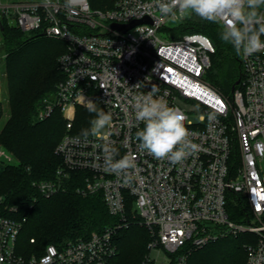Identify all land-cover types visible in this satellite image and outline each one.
<instances>
[{
	"label": "built area",
	"instance_id": "obj_1",
	"mask_svg": "<svg viewBox=\"0 0 264 264\" xmlns=\"http://www.w3.org/2000/svg\"><path fill=\"white\" fill-rule=\"evenodd\" d=\"M191 17L172 20L158 11L155 0H0V27L6 23L66 44L59 57L64 78L42 99L37 114L42 121L59 109L66 120L67 132L56 148L62 165L56 178L34 186L48 198L68 190L71 172L82 173L77 191L101 194L110 214L120 218L87 238L50 243L41 253L25 255L18 241L26 218L0 213V264H109L117 251L114 237L133 222L130 215L139 217L151 235L141 264H159L163 252L169 258L163 264H187L193 249L245 232L253 235L245 264H264V50L241 55V81L227 96L206 77L216 50L212 38L201 31L176 32ZM136 21L141 22L122 30ZM174 21L176 26H169ZM164 29L170 41L159 36ZM153 86L184 114L190 139L199 146L179 164L138 148L135 133L143 123L135 120L131 98ZM89 101L112 115L107 142L120 156L135 159L130 185L103 170L102 137L85 140L73 132L77 107ZM190 106L200 111L197 121ZM210 113L214 120L208 119ZM232 201L247 211L245 221L230 217Z\"/></svg>",
	"mask_w": 264,
	"mask_h": 264
},
{
	"label": "trees",
	"instance_id": "obj_2",
	"mask_svg": "<svg viewBox=\"0 0 264 264\" xmlns=\"http://www.w3.org/2000/svg\"><path fill=\"white\" fill-rule=\"evenodd\" d=\"M221 27L219 23L195 16L183 21L176 32L201 31L212 38L216 50L211 55L206 77L219 91L228 94L233 92L235 82L242 76V63L241 55L236 54L233 46L220 39ZM0 33L7 54L10 109L0 130V146L18 160L0 164V213L16 219L26 218L19 236V252L25 255L34 251L41 253L50 243L60 245L87 238L92 232L116 225L120 218L110 214L101 194L83 195L77 191L83 185L82 173L71 172L66 180L68 190L48 198L42 197L34 186L36 181L56 178L62 165L56 148L67 132L66 120L59 109L42 121L37 114L42 99L52 94L64 78L59 57L66 50V44L6 23L1 25ZM97 107L103 109L99 104ZM2 116L1 110L0 119ZM94 117L95 113H90L87 107L78 106L73 132L80 134L81 130L89 129ZM228 211L236 221L247 219V211L235 201L230 202ZM127 212L131 214L130 206ZM130 217L133 222L119 228L114 237L117 251L109 264H141L149 251V229L139 223V217ZM240 235L219 237L193 249L188 252L187 264H245L247 243L237 241ZM31 238L36 242L32 243ZM181 252L171 256L175 258Z\"/></svg>",
	"mask_w": 264,
	"mask_h": 264
},
{
	"label": "clouds",
	"instance_id": "obj_3",
	"mask_svg": "<svg viewBox=\"0 0 264 264\" xmlns=\"http://www.w3.org/2000/svg\"><path fill=\"white\" fill-rule=\"evenodd\" d=\"M71 2L68 0L69 4ZM155 6L172 20L195 15L201 20L221 24L220 39L231 44L237 55L248 57L264 50V11L261 10L264 0H155ZM157 92L158 88L153 86L151 91L139 92L131 98L135 120L143 123V128L135 133L138 148L157 160L179 164L196 153L199 146L190 139L184 114ZM86 107L95 117L89 129L81 130L80 137L85 140L89 136L102 137L105 143L98 147L102 149L103 170L130 185L135 179L137 165L132 156H120L119 149L107 142L110 133L105 130L111 124V113L98 108L93 101L87 102ZM208 119L214 120L215 114H208Z\"/></svg>",
	"mask_w": 264,
	"mask_h": 264
},
{
	"label": "rangeland",
	"instance_id": "obj_4",
	"mask_svg": "<svg viewBox=\"0 0 264 264\" xmlns=\"http://www.w3.org/2000/svg\"><path fill=\"white\" fill-rule=\"evenodd\" d=\"M177 22L178 21L170 22L169 26L175 27ZM159 36L165 41H170L172 38L169 30H167V29L161 30L159 32ZM51 39H53V38H51ZM54 40H58V39H54ZM4 43L5 42L3 40L2 34L0 33V60L2 59L0 62V111L1 110L3 111V116L0 119V130L3 127L4 123L6 122L7 118L9 117V113H10V111H9L10 109L8 106L9 94H8L7 81H6V76H7V65H6L7 56L6 55L7 54H6ZM232 93L233 92L231 91L226 95L232 96ZM188 109L190 112H192V115H191L192 119L194 121H197L198 117H199V113H200L198 108L190 106V107H188ZM105 131H107V129ZM6 155H8V157ZM2 162L3 163H6V162L16 163V162H18V160L14 157V155L10 151H8L5 148L0 146V164ZM132 213L137 214V207L136 206H133ZM240 234H242V235H240ZM240 234H238V235H240V237L237 239V241H244V242L248 243V242H251L253 240L252 235L248 236L247 234L245 235L244 233H240ZM153 255H156L155 251H153ZM168 260H169L168 256H166V254L163 252L161 254V257L159 258V264L167 263Z\"/></svg>",
	"mask_w": 264,
	"mask_h": 264
},
{
	"label": "water",
	"instance_id": "obj_5",
	"mask_svg": "<svg viewBox=\"0 0 264 264\" xmlns=\"http://www.w3.org/2000/svg\"><path fill=\"white\" fill-rule=\"evenodd\" d=\"M139 22H141V21L133 22L132 24H130L129 26H126V27L123 28L122 30H123V31H126L127 29L132 28L133 26H135V25L138 24ZM240 81H241V76H240V77L237 79V81L235 82L234 88H235L236 85H238V84L240 83Z\"/></svg>",
	"mask_w": 264,
	"mask_h": 264
},
{
	"label": "snow or ice",
	"instance_id": "obj_6",
	"mask_svg": "<svg viewBox=\"0 0 264 264\" xmlns=\"http://www.w3.org/2000/svg\"><path fill=\"white\" fill-rule=\"evenodd\" d=\"M217 103H221V102L217 101Z\"/></svg>",
	"mask_w": 264,
	"mask_h": 264
}]
</instances>
